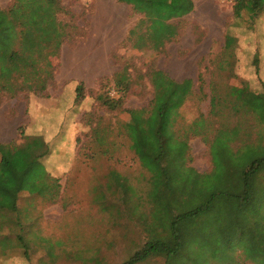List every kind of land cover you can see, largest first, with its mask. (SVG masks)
<instances>
[{
	"label": "rangeland",
	"instance_id": "374dc122",
	"mask_svg": "<svg viewBox=\"0 0 264 264\" xmlns=\"http://www.w3.org/2000/svg\"><path fill=\"white\" fill-rule=\"evenodd\" d=\"M187 2L190 7L184 14L159 19L156 11L139 10L122 0H109V3L101 0L98 6L94 0H55L48 20H40L44 15L34 13L30 21L4 8L11 1L0 0V9L13 11L21 24L16 45L18 59L14 63H0V139L14 145L24 142L29 120L27 104L32 97L41 101L63 91L71 98L76 95L84 110L75 140L60 133L62 124H54L59 131L48 145L49 154L41 162L58 182V197L50 201L46 195L26 192L19 195V206L35 209L29 213V220L27 217L22 220V231L17 226L6 228L9 223L0 227L4 234L10 231L11 238L0 243V264L5 263L7 254L21 251L36 264H50L40 263L43 260L38 259L39 254L35 256L36 238L52 231L46 229L44 217L48 218L47 224L52 219L57 222L55 236L47 237L48 243L57 247L53 254L55 264H123L146 242L148 232L138 214H149L150 205L145 197L149 174L130 149L123 124L128 120V109L145 107L151 100L153 88L149 73L152 69L161 70L177 81H193L194 94L181 109L182 120L188 123L196 114L208 113L210 82L221 85L226 82L225 78L212 75V60L221 52L225 34L229 33L237 39L234 73L238 80L228 78L227 81L237 84L242 80L251 90L264 91V10L257 19L249 21L245 11L236 17L233 5L220 0ZM45 22L51 25V30H56L51 37L45 36L39 26ZM256 50L261 55V66L254 62ZM199 72L204 79L202 97L198 94ZM28 84L37 88L44 84V89L34 91L24 87L14 94L19 86ZM119 84L126 88L123 94L116 93ZM70 96L57 107L59 111L65 105L69 109L75 107ZM118 96H121V106L111 110L103 105L104 99ZM177 129L181 134L187 131L181 126ZM245 132L243 128L241 133ZM260 136L264 139L263 130ZM60 137L66 139L60 140ZM187 143V165L201 173L210 172L212 163L205 140L188 134ZM110 171L124 177L138 199L130 197L127 204L121 205L120 192L107 187ZM213 200L210 213L213 219L201 216L177 225L182 235L195 233L189 242L183 237L178 259L184 264H234L228 262L230 258L237 264H264V253L258 244L244 245L237 238L226 245L222 233L225 231L229 236V231H234L223 221L231 222L238 217L227 211L222 225L216 224L214 219L219 216L214 206H223L232 199L222 195ZM138 202L139 207L132 210ZM193 220H196L194 225L188 226ZM217 228H224L221 235L216 232ZM208 231V238L218 250L217 258L206 252L202 241ZM17 232L22 233L20 240L15 238ZM258 253L263 255L247 259ZM139 264H164V260L156 257Z\"/></svg>",
	"mask_w": 264,
	"mask_h": 264
},
{
	"label": "trees",
	"instance_id": "16d2710c",
	"mask_svg": "<svg viewBox=\"0 0 264 264\" xmlns=\"http://www.w3.org/2000/svg\"><path fill=\"white\" fill-rule=\"evenodd\" d=\"M122 1L139 10L156 11L158 13L156 18L159 19L180 16L190 7L187 0ZM263 10L264 0H236L233 4L234 16L240 17L241 12L245 11L249 21L257 19ZM41 24L39 26L43 28L45 36L51 37L56 31L51 30V25L46 22L44 26ZM20 26V20L13 11L6 12L0 9V63H14L18 59L16 45L19 41ZM236 45L237 39L226 33L221 52L212 60L214 64L212 75L215 73L216 77L225 78L226 82L222 85L210 82L207 114L198 113L188 123L182 120L181 109L194 94L193 81L174 80L158 69H152L149 73L153 95L147 106L126 111L128 120L123 124V128L130 142V149L140 166L149 174V190L145 192V197L150 210L148 215L138 214V219L148 232L146 242L123 264H139L156 257L162 258L164 264H178L177 262L184 264L178 259V253L184 245V236L177 227L181 221L201 216L213 219V215L210 214L213 199L222 195L231 198L232 201H225L223 206L220 204L214 206L219 216L214 219L216 224L222 225L227 211L237 217V214L243 213L249 205L256 206L253 183L257 175L264 173V139L260 136V131H264V91H253L242 80L237 84L227 81L228 78L238 80L234 73ZM260 58L261 55L256 50L254 54L256 66L258 62L260 63ZM24 80L27 81L28 78ZM197 82L198 94L202 97L204 79L201 72L197 74ZM24 87L28 90L41 91L44 84L40 88L30 84L19 86L14 94L20 93ZM116 88L117 94L126 91L120 84ZM74 97L76 104L77 96ZM120 100L121 96L108 97L102 103L112 110L121 106ZM179 126L187 128L185 134L178 132ZM243 128L246 131L244 134L241 133ZM188 134L201 136L207 143L212 163L210 172L201 173L187 165ZM48 154V144L38 135L25 136L24 142L20 145L0 143L1 228L9 223L6 228L17 226L22 231L17 207L21 193L46 195L50 201L58 197V182L50 176L41 162ZM108 179V189L120 192L121 205L127 204L130 197L138 199L124 177H118L117 173L110 171ZM139 204L140 202L131 209L138 208ZM224 206L227 207L226 210ZM220 208L222 209L219 210ZM131 214L134 215V211ZM235 220L230 222L229 219H225L223 222L230 224L226 227L233 229ZM194 222L196 220L191 223ZM1 228L0 243L3 240L10 241V231L4 234ZM222 230L224 228H217L216 232L221 235ZM209 231L202 241L205 243L206 252L217 258L218 250L213 246L214 242L208 238ZM233 233L229 231V236L225 231L222 233L225 234L226 245L231 244L232 239H236ZM21 237L22 233L17 232L15 238L20 240ZM187 238L189 242L191 237L188 235ZM240 242L244 244V239L242 238ZM48 260L55 264V258ZM230 261L237 264L234 258H230L228 262Z\"/></svg>",
	"mask_w": 264,
	"mask_h": 264
},
{
	"label": "crops",
	"instance_id": "0c3cea01",
	"mask_svg": "<svg viewBox=\"0 0 264 264\" xmlns=\"http://www.w3.org/2000/svg\"><path fill=\"white\" fill-rule=\"evenodd\" d=\"M11 1L10 6L8 7V3L4 6V8H9L10 10L16 11L20 18L24 20H32L31 16L36 14H42L44 15V19L40 20H48V16H52V10L55 8L54 3L50 0H9ZM101 0H94L95 6L100 5ZM109 3V0H105ZM46 12L48 14H46ZM97 50V49H96ZM99 50V49H98ZM106 51V49H105ZM261 66V63H260ZM70 96V94H65L63 91L62 93H59L57 96L38 101L35 98H30L28 100V124L27 128L24 131L25 136H31V135H38L41 136L44 141L51 145V141H53L55 137V133L59 131V128H54V124L58 122L59 124H62L64 127L61 128L60 133L61 134H67V137H72L73 140H75V133L78 128V123H80L83 115L84 110L80 107L79 103H76L74 108L69 109L67 105L62 106V110H58L57 107L60 106L61 102L64 100L65 97ZM75 97L70 96V99L72 104ZM66 100V99H65ZM68 100V101H69ZM71 104V107H72ZM78 104V105H77ZM65 137H60V140L66 139ZM0 143L7 144L10 143V141H5L0 139ZM64 148V146H63ZM51 149V148H50ZM254 193H255V204L256 206L249 205L247 208L243 210V213L239 212L237 214L238 219L235 220V225L233 227V235H235V238H239V240L244 239V245H256L258 244L261 252L264 253V173H260L256 176L254 179ZM21 222L23 219L27 217V220H29V213L35 209V207L30 206H19L17 205ZM39 209V207H37ZM39 211V210H38ZM46 222H45V220ZM40 220V218H39ZM44 225H46V229L52 231H49L46 233L45 236H40L36 238L38 241L36 245H38V248L36 249L37 252L35 253V256L37 257V254H39L38 259H44V263H50L51 262L48 259L55 258L53 256L54 251L57 249L56 244L48 243L47 237H53L55 236V223L54 219L51 220L52 223H48V218H43ZM195 223V222H194ZM194 223H188L189 225H194ZM49 226V228L47 227ZM200 227V226H198ZM199 229L196 231L198 232ZM190 236L192 239L195 235V233H184V238L186 236ZM59 239V238H58ZM60 240V239H59ZM60 250V249H59ZM56 257H58V252ZM25 253V252H24ZM24 253L21 251V253L12 254L5 256V263L4 264H36L34 261H31V257L24 256ZM26 255V254H25ZM256 256L254 258H247L249 260H253L255 258H258V255L263 254H255ZM52 256V257H51ZM1 261V260H0Z\"/></svg>",
	"mask_w": 264,
	"mask_h": 264
},
{
	"label": "built area",
	"instance_id": "2783aa9c",
	"mask_svg": "<svg viewBox=\"0 0 264 264\" xmlns=\"http://www.w3.org/2000/svg\"><path fill=\"white\" fill-rule=\"evenodd\" d=\"M223 4H234L236 0H220Z\"/></svg>",
	"mask_w": 264,
	"mask_h": 264
}]
</instances>
